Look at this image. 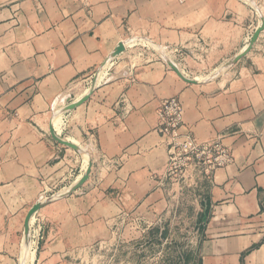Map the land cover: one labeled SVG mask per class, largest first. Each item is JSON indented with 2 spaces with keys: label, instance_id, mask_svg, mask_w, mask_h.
<instances>
[{
  "label": "crops",
  "instance_id": "0c3cea01",
  "mask_svg": "<svg viewBox=\"0 0 264 264\" xmlns=\"http://www.w3.org/2000/svg\"><path fill=\"white\" fill-rule=\"evenodd\" d=\"M262 17L264 0H0V264L28 262L25 218L45 197L31 228H108L166 202L175 172L158 107L172 96L196 139L231 156L191 168L199 264H264V30L229 63Z\"/></svg>",
  "mask_w": 264,
  "mask_h": 264
},
{
  "label": "rangeland",
  "instance_id": "374dc122",
  "mask_svg": "<svg viewBox=\"0 0 264 264\" xmlns=\"http://www.w3.org/2000/svg\"><path fill=\"white\" fill-rule=\"evenodd\" d=\"M67 123L64 119L63 125ZM191 168L196 166L173 174L166 202L151 204L144 215L122 214L108 222V228H41L42 221L36 222L30 231V240L35 241L31 264H199L202 208ZM71 187L61 189L51 200L69 193ZM53 240V249L42 248Z\"/></svg>",
  "mask_w": 264,
  "mask_h": 264
},
{
  "label": "built area",
  "instance_id": "2783aa9c",
  "mask_svg": "<svg viewBox=\"0 0 264 264\" xmlns=\"http://www.w3.org/2000/svg\"><path fill=\"white\" fill-rule=\"evenodd\" d=\"M158 133L164 138L169 151L170 169L177 172L183 167L196 166L206 173L231 161L221 145L196 139L185 121V108L178 96L165 98L158 107Z\"/></svg>",
  "mask_w": 264,
  "mask_h": 264
},
{
  "label": "water",
  "instance_id": "95a60500",
  "mask_svg": "<svg viewBox=\"0 0 264 264\" xmlns=\"http://www.w3.org/2000/svg\"><path fill=\"white\" fill-rule=\"evenodd\" d=\"M264 30V17H262V23L261 25L256 29V31L254 32L249 45L245 48V50H243L240 54H238L237 56H235L232 60H230L229 63H233L238 61L240 58H242L244 55H246L254 46V44L256 43V41L259 38V35L261 34V32ZM123 50H125V44L123 42H121L117 48L115 49V51L113 52V56L119 54L120 52H122ZM170 65L172 66V68L177 72V74L183 78L184 80L191 82V83H196L197 80L195 79H191L187 76H185V74L179 69V67L172 61H170ZM95 87V83L92 85V88L90 89V91L88 93H86L84 96H82L80 99L70 102L67 104L66 106V110H72L75 109L76 107L80 106L81 104H83L85 101H87L93 91ZM51 130V134L52 136L62 145L64 146H69L71 148L74 149H80V146L74 142H71L70 140H67L61 136L58 135V133L56 132L54 126H51L50 128ZM92 171V162L89 164L88 169L86 170L85 174L81 177V179L74 184L71 189L69 190V193L71 191L76 190L77 188L81 187L88 179L90 176V173ZM47 204V201L42 202V201H38L36 204H34L31 209L29 210L28 214L26 215L25 218V238L26 240L29 242L30 240V231H31V226H30V221L32 216L38 211L40 210L43 206H45Z\"/></svg>",
  "mask_w": 264,
  "mask_h": 264
},
{
  "label": "bare ground",
  "instance_id": "6f19581e",
  "mask_svg": "<svg viewBox=\"0 0 264 264\" xmlns=\"http://www.w3.org/2000/svg\"><path fill=\"white\" fill-rule=\"evenodd\" d=\"M197 78V77H196ZM57 124V123H56ZM60 126V125H59ZM59 126H57L56 125V130H57V132L58 133H60L61 131H62V129L59 127ZM34 220H35V218H34V216H33V218H32V220H31V222H30V224H32L33 222H34ZM32 226V225H31ZM26 244V248H28L29 249V242L27 243H25ZM34 245H35V241L32 239V249H31V251H30V253H29V259H28V262L26 263V264H31L32 263V260H33V258H34V254H35V249H34Z\"/></svg>",
  "mask_w": 264,
  "mask_h": 264
}]
</instances>
